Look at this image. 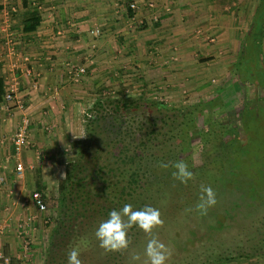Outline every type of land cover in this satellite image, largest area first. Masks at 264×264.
I'll use <instances>...</instances> for the list:
<instances>
[{"label": "crops", "instance_id": "0c3cea01", "mask_svg": "<svg viewBox=\"0 0 264 264\" xmlns=\"http://www.w3.org/2000/svg\"><path fill=\"white\" fill-rule=\"evenodd\" d=\"M150 1L27 0L25 6L22 0H0V79L4 80V96L0 97V255L10 257V264L44 262L42 241L47 234L51 237L54 228L48 207L59 198L66 164L74 156L71 146L80 138L79 112L81 105H88L82 102L103 98L101 79L117 77L118 52L124 48V55H138V49L145 46L140 38L145 32L146 44L158 50V62L163 60L167 68V60L179 61L169 78L182 77L178 73L183 70L197 75L200 60L193 49L199 48L205 54L201 58L209 59L211 66L221 63L214 47L218 46L221 54V47L231 51L242 42L245 45L260 4V0H153L157 5L153 10L148 8ZM132 3H136L135 9H130ZM13 7L16 11L10 15V30L4 31L5 13ZM33 12L39 13L41 23L35 31L24 32V21ZM134 26L144 30L134 32ZM95 28L101 33L91 34ZM194 32L199 35L192 36ZM135 33L141 36L133 37ZM206 34H217L220 43L209 45L205 38L210 35ZM260 42L264 52V34ZM141 51V55L147 52ZM168 54L171 57H165ZM25 55L29 62L22 60ZM78 66H84L86 73L75 82L70 72ZM146 66L140 68L143 79L156 77L151 75L156 68L157 79L163 73L159 66ZM257 83L240 86L246 94L251 87L260 88ZM12 86L14 98L8 101L5 95ZM24 119L29 120L30 145L18 156L11 137ZM18 163L24 166L21 172ZM36 192L47 205L45 213L33 203Z\"/></svg>", "mask_w": 264, "mask_h": 264}, {"label": "rangeland", "instance_id": "374dc122", "mask_svg": "<svg viewBox=\"0 0 264 264\" xmlns=\"http://www.w3.org/2000/svg\"><path fill=\"white\" fill-rule=\"evenodd\" d=\"M154 9H157L155 2L153 10ZM254 18V22L259 23L257 21L259 17L257 18L254 16ZM149 23L154 22L150 21ZM252 27L253 36L245 45L243 44L244 42H242L240 48L236 46L234 50L227 51L229 48L221 47L220 51L222 53L220 54L219 47H214V49L217 50L218 59H220L221 62L216 63L215 66L210 65L208 62L209 59H202L201 56L203 57L205 54L201 52L199 48L194 47L195 49L193 50L196 52V58L200 60V63L196 64L198 74L194 75L191 71L183 70V72L178 73L182 77L178 78L176 76L175 79H171L169 76L172 74V67L179 61L175 59L167 60L169 62H167L166 68L163 66V60L158 62V59H160L157 54L158 50H156L155 47L150 49L148 44H146L145 32H142V36L135 33L133 37L141 36L140 38H144L143 43L145 46L138 49V55L135 53H133V55H124V48L123 52H118L120 53L116 57L118 61L116 72L118 75L115 79L111 80L107 77H102L100 87L103 89L101 90L100 96L103 98L108 96L112 98L145 96L151 99H163L176 108H183L206 100L219 91H222L223 98L227 100L226 111L230 117H234L236 112L241 108L242 101L247 94H245V88L235 86V77L239 83L251 81L254 83L258 82V85H263L264 82V52L262 49V42L259 40L261 38L260 27L256 24L251 25L250 29ZM137 29L140 31L144 30L139 26H134L132 30L135 32ZM248 29L249 28L245 29V32H247ZM210 34H206L205 36ZM196 35H199V33H192V36ZM216 35L217 34H213L205 38L206 43L209 45L220 43L216 41ZM121 36L124 38L125 35ZM149 36L150 34H148V37ZM199 37L201 39L204 36ZM154 38L156 37L154 36ZM213 38L214 40H211ZM141 49H144V51L147 50L145 55H141ZM243 50H245V53L242 55ZM171 55L168 54L165 57H171ZM141 56H146L149 59H146V57L144 59V57ZM122 59L126 61L122 62ZM131 59H135V61L133 62ZM139 60H146L148 63L145 62L142 64ZM149 64H152L154 67H161L163 73H161L159 75L160 77L157 79V72L159 71H157V68L153 69L151 75L156 77L152 79L148 77L147 80H143L147 82L144 83L141 81V78H143V71L140 70V68H147L146 65ZM133 69H135V71H133ZM108 74L109 72L103 73V76ZM229 82L233 83L232 86ZM255 86L257 85L255 84ZM252 88H254L255 92L257 91V95L262 103L261 109L257 110L254 108L252 111L247 109L244 110L243 120L241 122L242 128L241 130H237L238 138L233 142V145L235 144L236 146H232L231 150L227 151L224 161L220 160L221 158L219 157H212L210 160L206 158L208 155L204 153L207 152V148H205L199 138H195L194 146L196 145V147L192 153L191 161L187 162L188 155L186 154L188 153L185 154L184 151H181L177 155V161L183 159L189 165L190 170L193 171L194 177L192 180L187 184L180 183L172 176V172L174 171L173 168L169 167L165 169L160 166L157 168L156 175H152L150 171L147 178L144 179V183L142 184H145V189H134L139 195L140 192L143 193L144 196L142 198L147 199L145 205H151L159 208L161 211L164 224L154 229V232L172 249L173 254L168 264H203L197 257V245L200 249L209 248L212 244L214 235L223 228L228 220L229 216H226V209L229 206L232 207L235 203L241 202L244 205L246 202H253L254 208L250 211L244 209V216H242L244 219V217L247 218L258 210V202L264 201V88ZM97 93L98 92H96V94ZM96 97L98 98L99 94H97ZM216 98H213L215 102ZM90 102L91 104L89 105ZM94 102L95 101L87 100L82 102L85 104L88 103V105H81L82 110L79 112V120L81 123L78 133L80 138L77 142L83 140L85 137L84 119ZM205 105L206 101L203 102V106ZM201 121L200 119L199 123H201ZM220 123L222 124L224 121L221 120ZM203 125H201L202 129L205 127ZM232 134L234 133L232 132ZM219 138L229 137L220 136ZM74 150L72 145L71 151L74 156H72L70 160H73L76 156ZM155 165L156 164H153L152 167ZM200 166L202 168L198 170ZM94 173V175L97 176L99 171L95 170ZM118 174V170L112 173L113 192L111 195L103 194L102 190L94 193V189H92L93 193L91 197H96L101 204L107 205L111 209H119L121 202L125 201L124 194H122L120 192L121 189L119 190L118 188ZM201 185L211 186L217 195V204L210 208L207 214L204 215L195 210V205L200 195ZM125 192L127 196V202H125V204H132L134 208H138L141 202H137V200H139L137 198L134 199L135 191L131 190V186L127 187ZM85 194L84 197L86 198V202H88L87 200L90 197V192H86ZM107 195L110 196V199H108ZM82 204H79L78 207L76 205V209L80 212L78 213V217L73 221V225L75 226L74 231L72 234H68V237L70 236L67 238L69 244L63 249L64 255L61 254L62 258L58 259L57 262H50V264H67V254L73 247H78L80 249L82 264H129V257L132 252L143 253V249L149 237L146 236L142 230L135 227L129 230V249L120 252H106L99 248L98 241H96L94 237V229L101 220L107 218L106 212H108L109 209L108 207L104 208L100 205V212L91 214V210H89V214L85 216L84 211L81 210L83 207ZM48 208L52 215L51 225L53 226L57 218V208L54 206ZM91 209L94 211L92 206ZM77 210L75 211L77 212ZM198 238L201 239V242ZM214 238L219 239V237ZM50 244L51 237L49 238L47 234L42 241V245L44 246L42 249V251H44V258L42 257V260L44 262L40 264L48 263L47 256L50 251ZM188 246L192 249L190 248L189 250ZM218 257L219 256L216 255L214 258L217 259ZM38 258L39 261H41V256ZM189 259L193 261H188ZM202 260H205V258H202ZM217 264H264V260L235 258L228 261H219Z\"/></svg>", "mask_w": 264, "mask_h": 264}, {"label": "trees", "instance_id": "16d2710c", "mask_svg": "<svg viewBox=\"0 0 264 264\" xmlns=\"http://www.w3.org/2000/svg\"><path fill=\"white\" fill-rule=\"evenodd\" d=\"M22 1L27 6V0ZM254 16L259 17V23L254 22V18L252 25H259L261 40L264 34V0H260ZM40 23L41 16L38 12H33L31 17L24 21L23 31L33 32ZM143 80L141 78V81ZM234 81L235 86L242 83H239L236 77ZM229 84L232 86L233 83ZM261 87L264 88V82ZM222 93L219 91L206 100L183 108H176L163 99L145 96L98 98L85 116L84 139L74 144L76 156L66 164V175L59 186V198L51 203V206L57 208V218L51 233L48 263L57 262L62 258L63 249L69 244L68 234L74 231L73 221L80 212L76 205L78 207L83 203L81 210L85 216L89 214V210L91 214L100 212V205L108 207L101 204L96 197H91V194L94 189V193L102 190L103 194L111 195L112 173L115 170L119 172L118 176L116 175L119 180L118 188L125 199L119 208L127 202L125 191L129 186L135 191L134 199L137 198V202H141L138 208H142L147 199L142 198V192L139 195L134 189H145L146 186L142 183L150 171L152 175H156L162 162L169 165L175 163L181 151L188 153L187 162L191 161L196 147L195 138H199L207 148L204 153L208 155L206 158L210 160L212 157H219L224 161L227 151L236 146L233 142L238 138L237 130L242 128L244 110H259L261 107L260 98L251 87L239 111L234 117H230L226 111L227 100L223 98ZM3 96L4 80L0 79V97ZM213 98H216V102ZM205 101L206 105L203 106ZM221 120L224 123L221 124ZM201 125L205 126L204 129ZM220 136L229 138L220 139ZM153 164L156 165L152 167ZM201 168L200 166L198 170ZM95 170L99 171L97 176L94 175ZM86 192H90L88 202L84 197ZM258 203V210L244 219V209L250 211L254 208L253 202H246L244 205L239 202L229 206L226 209V216H229L226 224L214 235L219 239L213 237L209 248L200 249L197 245L198 260L203 264H217L219 261L235 258L264 260V201ZM108 209L112 210L109 207ZM198 239L201 242V239ZM190 248L188 246L189 250ZM216 255L219 256L217 259L214 258ZM191 259L188 261L192 262Z\"/></svg>", "mask_w": 264, "mask_h": 264}, {"label": "clouds", "instance_id": "9594fccd", "mask_svg": "<svg viewBox=\"0 0 264 264\" xmlns=\"http://www.w3.org/2000/svg\"><path fill=\"white\" fill-rule=\"evenodd\" d=\"M162 168H173L172 176L180 183L187 184L193 179L194 173L183 160H178L169 165L162 162ZM217 204V195L211 186L201 185L198 202L195 210L200 214ZM164 221L159 208L145 205L142 208H134L132 204H125L122 208L112 209L107 218L101 220L94 229V237L98 241L99 248L106 252H120L130 247L129 230L133 227L142 230L149 237L143 249V253L132 252L129 264H168L172 257V249L162 241L154 229L163 226ZM81 251L73 247L67 254V264H82Z\"/></svg>", "mask_w": 264, "mask_h": 264}, {"label": "built area", "instance_id": "2783aa9c", "mask_svg": "<svg viewBox=\"0 0 264 264\" xmlns=\"http://www.w3.org/2000/svg\"><path fill=\"white\" fill-rule=\"evenodd\" d=\"M149 8L150 9H153L154 8V1L151 0L149 3ZM137 6H136V3H132L130 5V8L131 9H135ZM16 9L13 7L11 9V11H7L5 13V19H4V31H9L10 30V15H11V12H15ZM91 34H100L101 31L99 28H95V29H92L91 31ZM11 41V40H10ZM22 60L26 63V62H29L30 60V57L25 55V56H22ZM27 73L28 74H31L32 71L30 69H26ZM86 73V68L84 66H78L76 68H74L73 70H71L70 72V75L72 76V80L75 81V82H79L81 80V78L84 76V74ZM14 91H15V87L12 86L10 88V91L5 95V98L6 100L10 101V100H13L14 98ZM20 107L22 108L23 107V104L21 103L20 104ZM28 123H29V120L28 119H24L23 120V124H21L18 129L14 132V134L12 135L11 137V142L14 146V150L16 152V155H20V153L22 152V150L25 148V147H28L30 145V140H29V137H28V132H27V129H28ZM24 169V166L22 165V163H18L17 164V170L18 172H21L23 171ZM1 181H3V178L1 179ZM33 203L38 207V209L42 212V213H45L47 211V205L43 199V196L36 192L34 195H33ZM11 263V259L10 257H6V256H3V255H0V264H10Z\"/></svg>", "mask_w": 264, "mask_h": 264}, {"label": "flooded vegetation", "instance_id": "af4514ba", "mask_svg": "<svg viewBox=\"0 0 264 264\" xmlns=\"http://www.w3.org/2000/svg\"><path fill=\"white\" fill-rule=\"evenodd\" d=\"M261 104H262V103H261V102H259V106H260V107H261Z\"/></svg>", "mask_w": 264, "mask_h": 264}]
</instances>
